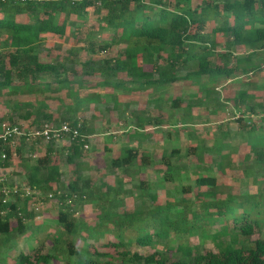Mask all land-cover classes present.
I'll list each match as a JSON object with an SVG mask.
<instances>
[{
    "label": "trees",
    "instance_id": "obj_1",
    "mask_svg": "<svg viewBox=\"0 0 264 264\" xmlns=\"http://www.w3.org/2000/svg\"><path fill=\"white\" fill-rule=\"evenodd\" d=\"M262 70L264 0H0V124L21 132L0 139V264H53L63 252L76 255L69 264H264V103L256 95L264 84L252 78ZM239 75L248 77L228 96L209 84L153 100L130 95ZM227 104L235 128L213 122L207 145L190 128L191 110L205 106L219 119ZM180 109L182 117L161 133L168 142L183 130L190 141L160 154V180L171 185L163 202L141 179L134 191L124 189L125 177L151 163L141 141L152 133L143 132ZM98 121L111 137L116 127H130L126 139L137 144L113 152L104 166L114 183L99 179L94 187L83 172ZM63 124L77 130L62 146L67 184L55 154L59 140L26 139ZM15 164L24 171L19 187L6 183ZM246 181L256 188L235 193V183ZM124 195L133 207L120 212ZM35 196L42 206L52 198L57 215L42 208L36 221ZM88 202L98 208L93 223L74 216ZM48 227L49 251L39 240L29 253L9 254L14 242L35 240ZM109 234L102 251L74 240ZM132 245L153 251L139 254Z\"/></svg>",
    "mask_w": 264,
    "mask_h": 264
},
{
    "label": "rangeland",
    "instance_id": "obj_2",
    "mask_svg": "<svg viewBox=\"0 0 264 264\" xmlns=\"http://www.w3.org/2000/svg\"><path fill=\"white\" fill-rule=\"evenodd\" d=\"M66 46L67 44H64V47ZM246 77L248 76L239 75V76L232 77V78L219 77L215 79L214 81L207 82L204 79L202 81H199L198 83L179 81V82H174L168 85H164L163 87H159L156 90L150 89V90H145L144 92H141V91L131 92L130 95L134 96L135 98L142 99V100H146V99L153 100L156 97H167V96L174 97V96L183 95L185 93L190 92L191 90L197 89V85L209 84L212 86H216L217 91H219L222 95L224 94L228 96L230 95L231 91L232 92L234 90L236 91V89L239 88L245 82ZM252 78L254 81L264 84V70L260 71L259 73L255 75V77H252ZM256 95L260 97L264 103V90H261L260 92H256ZM163 105L166 106L162 108L163 112L167 113L171 110L170 106H168V103H163ZM227 105L229 107H226L225 113L224 111L220 113L221 118L219 119H217L218 118L217 115L209 114L206 111L205 106H202L200 108H197V107L192 108L191 116L193 120L190 122V128L194 129L195 130L194 133L198 135L199 137L201 136V138H204V139L206 138L207 145L211 143L210 134L211 132L213 133L214 131L213 127L211 126L213 122L216 121L215 124L216 123L218 124L220 122L226 123L228 121L230 125V129L233 132L235 128V123L233 122L234 121L233 115L235 114V112L231 111L230 107L232 106H230V104H227ZM134 107L135 105L130 106V108H134ZM261 114L264 116V111ZM172 116L173 117L171 118H169L168 116V118H166L165 122L163 123L161 127H156V128L150 127L149 128L150 130L147 129L143 132V134L152 133L150 139L144 138L141 141L144 147L143 149H146L151 154V158H150L151 163L148 164L145 167V169H142L137 176L132 175L133 178L125 177L124 178L125 180L122 181L124 189H130V192L134 191L133 185L138 183L139 179H141L145 181L147 185L151 186L154 190L156 189L155 192H157V194L159 195L158 197L159 202H163V200L165 199V190L169 188L171 185L170 184L166 185L162 183V181L160 180V176L162 175V172H160L162 169L158 168V167H162V165L159 164L160 154L164 149L170 148L171 146L178 147L182 151V148L184 147L186 142L190 141V140H187L188 136L183 130H179L180 134L177 138H175L172 135L171 139L173 140L168 141V142L165 140L164 138L165 133H161V130L168 131L172 129L170 128V126L176 123L177 121L176 119H178L179 117H182L181 109L175 110V114ZM101 124L102 122L98 121L96 124L97 129L95 131V134H92L88 137V140H89L88 145L90 149L88 150V154H86L85 161H84V164L90 166V168L88 170H85L83 174L88 176V178L93 179L92 182H94L93 183L94 187H96V185L98 184L99 179H103V181H105V183L109 185L113 184L116 177L110 173H107L106 168L104 166L105 161L107 160V158L112 157L113 152L119 151L122 147L126 145L135 146L137 144L136 140L135 141L130 140L131 141L130 142L129 140L126 139V133H127L126 131L129 130L130 127L126 126L125 129L123 127H116V129L114 130L116 134L114 137H111V136H107L105 132L107 130H104V127H105L104 121H103V129L99 126ZM110 131H113V130H110ZM66 143H68L66 138H63L57 141V143H55V149L57 150L55 154L57 155V161H58L57 163L59 165V170L61 171L60 179L63 184H67L70 181L69 179L72 175L70 168H68V165L65 160L66 151L62 148V146H65ZM105 146L110 148V150L106 151ZM102 153H103V160H101L100 163L95 162L96 157L101 155ZM35 157L37 156H32V158H35ZM179 163H180L179 161L176 162V164H179ZM15 166L16 167L14 166L9 167L8 171L17 170V172L15 175L9 174V177L6 178V183L7 185L13 183L14 186L19 187L20 185L22 186V183H23L24 171L21 169V164H15ZM184 183H187V182L184 181ZM255 188H256L255 185L251 183L250 181H246L245 183L238 182V183H235L234 185V192L235 193H239L241 191L250 192V191H253ZM125 195L123 197L124 205L122 207H119L120 212L122 210H129L133 207L132 206L134 202L133 198L131 196H125ZM48 198L50 197L48 196ZM34 199L36 203L34 208L36 207L35 210L37 212L41 211L42 208H44L42 211H47L46 212L47 214L57 215L56 212L58 209L54 201H52V198H50V201L45 202L43 206L39 201H37L36 196ZM93 204L94 203L88 202L82 205L80 209L77 210V212L74 214V216L81 218L82 217L81 214H85L83 215L84 217H82V219L86 220L87 222L93 223V221L96 220V216L98 213L97 206ZM112 211H116V209H113ZM38 215L39 216H37L35 220L41 221L43 214H40L39 212ZM28 232L29 233L27 235H31L32 230L29 229ZM51 235H52V228L48 227L47 231H45V234L44 232H40L39 234L35 236L36 237L35 240L34 239L32 240L33 242L30 240L32 236L28 238V242L25 239L18 240L14 242V247L9 252V254H12L15 257V255L18 253V250L26 251V253H29L30 251H27V250H29L32 245L36 246L39 240L42 241L43 243L42 244L44 248L43 250L49 251L50 246H51L49 245L50 244L49 239H51ZM257 235L258 234L256 233L253 236V238H256ZM74 240L78 246L83 245L82 247H84V245L86 244L88 245V243H90L89 245L91 246V248L89 249H92L93 247H95L99 249V251H102L103 249H105L104 248L105 242H107V240H113V236L109 234L106 237H101L98 241H94L91 238H87L85 242L84 241L81 242L80 241L81 237H76ZM190 240L193 244L197 243L196 238H191ZM206 247L212 248V245L208 243ZM130 250L133 252L136 251L139 254H146V253H150L153 251L152 248L141 247V246H136V245H132ZM58 255L60 256V260H56L52 262L53 264H69L70 262H73L76 257L75 254H72L70 256L65 252L61 254L58 253Z\"/></svg>",
    "mask_w": 264,
    "mask_h": 264
},
{
    "label": "built area",
    "instance_id": "obj_3",
    "mask_svg": "<svg viewBox=\"0 0 264 264\" xmlns=\"http://www.w3.org/2000/svg\"><path fill=\"white\" fill-rule=\"evenodd\" d=\"M19 134H21V132L18 130L17 127H9L5 122H2L0 124V139H2L3 141H13V137L18 136ZM76 134V129H72L67 124H63L57 129L43 127V129L27 132L26 139L42 138L45 141H57L68 137L67 135L75 136ZM1 158H5L4 153L1 154Z\"/></svg>",
    "mask_w": 264,
    "mask_h": 264
}]
</instances>
